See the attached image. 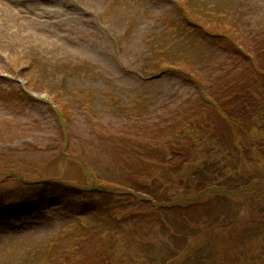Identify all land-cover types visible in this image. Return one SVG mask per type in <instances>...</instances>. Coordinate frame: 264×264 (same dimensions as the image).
Returning a JSON list of instances; mask_svg holds the SVG:
<instances>
[{
    "label": "rangeland",
    "instance_id": "374dc122",
    "mask_svg": "<svg viewBox=\"0 0 264 264\" xmlns=\"http://www.w3.org/2000/svg\"><path fill=\"white\" fill-rule=\"evenodd\" d=\"M19 1L26 13L21 29L13 26L10 20L3 19L1 5L10 4L12 0H0V153L10 158L0 162L2 170L17 168L31 179L38 178L40 174L45 178L73 171L69 161L57 155L58 147H54L61 140V127L53 109L54 101L58 103L55 91L64 93L67 106H70L73 119L66 134L74 144L73 149H91L102 159L110 156L99 150L105 142L96 134L98 127L88 123L80 114L84 112L79 108L81 105L88 106L85 108L88 114H93L95 109L100 110L107 121L116 117L117 106L136 96L143 98L145 107L142 112L150 113L164 104L173 103L180 96L196 93L190 84L172 77L170 72H161L154 79L143 73L148 66L143 59L148 43L160 33L164 35L165 30L172 31L169 25L174 13L173 0ZM254 1L260 4L255 11H258L257 16H261L264 0ZM165 16L171 18L166 19ZM198 42L204 49L205 58L214 55L218 62L234 58L228 45ZM141 67L140 75L135 70ZM20 88L25 92L21 93ZM38 144L47 148L36 149ZM25 145L36 146L25 151ZM20 160L25 164H10ZM38 162L42 163L37 165ZM106 170L114 175L111 169ZM7 179L3 189L22 187L15 182L16 179ZM171 190L174 195L179 194L174 200L184 194L179 182H175ZM128 192L127 189L123 193ZM130 192L128 195H132ZM257 194L259 192H243L227 206L217 208L216 211L222 213L217 222L212 223L215 228H194L195 234L187 240L190 250L209 247L211 258L212 247L217 261L213 262L220 264L224 250H231L232 246L241 252L232 261L228 256L226 264L261 263L264 260V226L256 228L261 222L256 223L254 218L259 216L258 219L263 221L264 214L246 202L247 197L253 200ZM95 195L98 197L79 198L69 194L64 205L53 202L31 206L26 203L8 204L5 210L10 214L0 217V264H38L43 257L34 254L26 258L24 250L43 248L51 241L58 245L69 234L97 241L103 228L127 221L137 213L138 207L144 206L135 200L122 203L126 199L122 193L114 196L97 192ZM33 206L39 207L35 210L31 208ZM49 207L52 209L47 212ZM112 216L116 219L113 220ZM78 222L86 227H76ZM65 227L67 229L63 232ZM55 234H61V237ZM142 238L164 242L160 247L162 250L169 245L161 229L155 238L145 235ZM128 246V243L124 244L122 249ZM126 253L122 255L124 264L151 263V254L135 258V254L127 256ZM117 260L115 258L113 262ZM179 260L176 258L172 264H178ZM203 261L205 264L208 262Z\"/></svg>",
    "mask_w": 264,
    "mask_h": 264
},
{
    "label": "trees",
    "instance_id": "16d2710c",
    "mask_svg": "<svg viewBox=\"0 0 264 264\" xmlns=\"http://www.w3.org/2000/svg\"><path fill=\"white\" fill-rule=\"evenodd\" d=\"M258 58H260L259 61ZM255 79L259 82V92L253 90ZM237 81L239 82L233 85ZM235 82L228 85L233 86L229 87V91L224 95L219 93L220 88L211 91L212 97L219 93L214 97V103L211 106L207 105L198 119L191 120L189 125L187 123L186 131L184 130L185 119L175 122L177 125L182 124L180 130L176 128L175 124L170 123L172 124L170 131L165 135L163 144H158V149L163 152L175 151L181 159L172 163L162 162L161 165L165 167L163 172L174 173L183 170L185 162L192 163L194 156L201 153L198 148H201V151L206 155H211L215 149H220L224 160H214L207 165L209 170L215 171L220 177L229 167L234 169L244 157H248L250 147L254 142L260 141L255 138L256 132L264 134V50L257 53L249 69L244 71L241 78L236 79ZM64 111L65 114L61 112L59 119L65 130L70 110L64 107ZM110 140L116 151H124L136 143L138 136L127 129H120L115 136L110 137ZM248 142H252V144L249 145ZM64 144L66 147L70 146L67 140L64 141ZM84 153L82 152V154ZM73 156L82 167L89 166L80 155L73 154ZM126 164L131 165L130 162ZM153 166L159 167L160 164L158 161H154ZM216 173H212V175ZM123 177L125 178V176ZM45 193L44 190L36 195L41 198L46 195Z\"/></svg>",
    "mask_w": 264,
    "mask_h": 264
},
{
    "label": "bare ground",
    "instance_id": "6f19581e",
    "mask_svg": "<svg viewBox=\"0 0 264 264\" xmlns=\"http://www.w3.org/2000/svg\"><path fill=\"white\" fill-rule=\"evenodd\" d=\"M7 12L8 15L11 17L13 26H16L17 29H21V26H23V24L21 23V16L17 13L15 7H8Z\"/></svg>",
    "mask_w": 264,
    "mask_h": 264
}]
</instances>
